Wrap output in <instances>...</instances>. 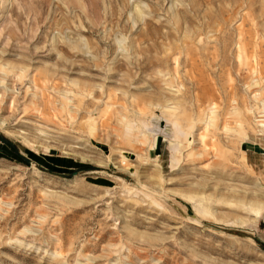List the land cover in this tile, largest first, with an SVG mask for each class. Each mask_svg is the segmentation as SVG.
<instances>
[{"label": "rangeland", "instance_id": "1", "mask_svg": "<svg viewBox=\"0 0 264 264\" xmlns=\"http://www.w3.org/2000/svg\"><path fill=\"white\" fill-rule=\"evenodd\" d=\"M0 264H264V0H0Z\"/></svg>", "mask_w": 264, "mask_h": 264}]
</instances>
